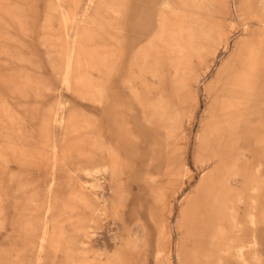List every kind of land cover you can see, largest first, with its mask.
<instances>
[{"label": "rangeland", "instance_id": "1", "mask_svg": "<svg viewBox=\"0 0 264 264\" xmlns=\"http://www.w3.org/2000/svg\"><path fill=\"white\" fill-rule=\"evenodd\" d=\"M261 88L264 0H0V264H264Z\"/></svg>", "mask_w": 264, "mask_h": 264}, {"label": "crops", "instance_id": "2", "mask_svg": "<svg viewBox=\"0 0 264 264\" xmlns=\"http://www.w3.org/2000/svg\"><path fill=\"white\" fill-rule=\"evenodd\" d=\"M255 91L252 94V99L250 100V103H248L249 108L247 111H249V113L247 114H249V119H251V116H252V119L255 117V119L258 121L257 125L259 126L261 122L263 121L264 88H261ZM263 141H264L263 138L259 140V142H263Z\"/></svg>", "mask_w": 264, "mask_h": 264}, {"label": "bare ground", "instance_id": "3", "mask_svg": "<svg viewBox=\"0 0 264 264\" xmlns=\"http://www.w3.org/2000/svg\"><path fill=\"white\" fill-rule=\"evenodd\" d=\"M242 128H243V125H242ZM109 133V132H108ZM144 134L146 135V132H144ZM110 139V138H109ZM111 140V139H110ZM150 140H152V136H151V138H150ZM6 144V143H5ZM7 146V145H6ZM8 148H10L9 146H8ZM1 150V149H0ZM3 151V150H2ZM8 153V152H7ZM5 160H7V159H5ZM1 176V175H0ZM0 178H2V177H0ZM159 263H160V261H159Z\"/></svg>", "mask_w": 264, "mask_h": 264}]
</instances>
